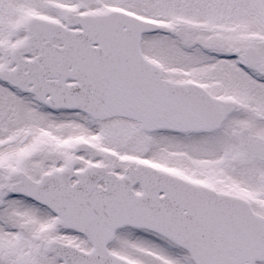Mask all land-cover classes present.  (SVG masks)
I'll return each mask as SVG.
<instances>
[{
    "label": "snow or ice",
    "instance_id": "obj_1",
    "mask_svg": "<svg viewBox=\"0 0 264 264\" xmlns=\"http://www.w3.org/2000/svg\"><path fill=\"white\" fill-rule=\"evenodd\" d=\"M0 264H264V0H0Z\"/></svg>",
    "mask_w": 264,
    "mask_h": 264
}]
</instances>
